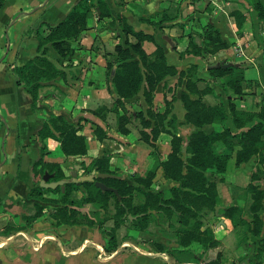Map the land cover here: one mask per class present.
I'll return each mask as SVG.
<instances>
[{"label": "crops", "instance_id": "crops-1", "mask_svg": "<svg viewBox=\"0 0 264 264\" xmlns=\"http://www.w3.org/2000/svg\"><path fill=\"white\" fill-rule=\"evenodd\" d=\"M79 1L2 0L0 6V264H207L215 260L217 254L220 264H251V254L264 238V198L260 236L252 235L247 226L251 220L252 199L246 186L250 174L259 166L256 156L236 164L235 152L231 153L223 178L219 179V173L214 178L219 194L217 209H200L187 224L182 223L175 210L172 213L167 210V214L152 209L146 228H138L125 220L116 229L117 246L112 250L105 247L106 232L113 226L112 218H107L102 226L54 224L49 213L56 205L28 196L35 180L41 178L33 176L31 166L40 157L42 146L45 148L43 161L59 163L66 175L77 166V174L82 175V163L88 164L95 156H108L110 166L118 169H115L117 175L135 184L127 176L144 174L153 166L154 158L150 154L153 147L141 138V131L149 133L150 127L143 128L139 118L132 113L133 109L145 112L142 90L135 97L124 100L129 116L127 134L115 130L114 112H107L104 119L90 112L103 105L111 108L116 98L106 62L111 58L115 44L123 39L115 19L118 14L123 15L135 30L152 34L155 42L163 47L168 63L178 71L191 64L198 66L197 75L201 80L197 86L209 85L213 89L212 93L203 96L206 104L226 103L232 99L239 108L258 110L264 103V21L257 17L250 0H105L111 16L104 17L98 13L97 0H88L93 3L92 15L87 20V29L72 41L74 52L60 57L47 44L48 58L63 71L64 77H56L40 87L38 108L34 109L30 96L15 83L13 68L26 63L38 52L34 30L41 24L56 25ZM233 11L244 15L241 26H237ZM153 15L154 21L165 16L159 31L142 21ZM207 22L219 30L228 46L205 57L179 56L187 46L188 36L200 43V34ZM143 48L151 53L155 43L144 41ZM222 63L241 67L245 79L251 80L249 86L244 84V95L236 96L230 90H224L221 87L224 78L209 76L207 69ZM248 66L254 70L248 71ZM184 85L185 79L178 83L177 74L167 76L157 85L153 98V110L163 112L164 99L170 100L174 96L167 118L173 117L175 127L167 128L181 136L183 146L194 129L184 123L185 110L180 99ZM51 113L82 126L81 133L88 142L87 154L65 156L59 141L52 137L41 142L38 129ZM110 114L115 116L114 123ZM93 124L99 125L107 138L97 140ZM225 125L235 130L230 115ZM203 128L221 130L223 125L212 123ZM170 139L169 132H161L153 143L161 160L170 150ZM219 151L228 152L223 146ZM257 183L264 185V173ZM176 184L165 179L158 168L151 188L155 192L162 191L163 198H170L169 189ZM80 196L77 191L75 197ZM112 201L107 209L110 215L114 213ZM35 202L43 206L42 215L28 223L25 216L32 214ZM231 205L239 208L236 225L224 216V210ZM79 210L94 219L97 213L99 217L104 215L96 203H88ZM128 218L135 217L128 215ZM186 228L194 230L199 239L203 238L204 230L210 229L217 245L210 246L201 239L189 240L184 231ZM262 259L264 262V250Z\"/></svg>", "mask_w": 264, "mask_h": 264}, {"label": "trees", "instance_id": "trees-1", "mask_svg": "<svg viewBox=\"0 0 264 264\" xmlns=\"http://www.w3.org/2000/svg\"><path fill=\"white\" fill-rule=\"evenodd\" d=\"M253 9L259 19L264 21V1L250 0ZM2 0H0V6ZM96 6L100 17L111 16L110 9L105 0H97ZM93 3L88 0H80L75 4L67 15L56 25H40L34 30L38 41V52L26 63L14 66L15 83L20 86L31 99V106L37 109L39 101L38 91L45 82L56 77H64L55 63L48 58L47 44L60 57H67L74 52L72 41L87 29V20L92 15ZM237 26H241L244 15L239 11H233ZM142 18V21L153 25L155 31L162 29V22L165 16H161L158 21ZM123 39L115 44L111 58L106 62L107 75L113 70L111 84L116 93V98L111 108L100 106L90 110L93 114L103 117L107 112L116 114L115 130L120 134H127L129 129L127 123V109L124 100L135 97L142 90L146 104L145 112L137 111L135 114L139 118L142 127H150V132L141 131V138L145 140L153 150L150 152L154 158L153 166L144 174H129L127 177L135 184L129 183L126 179L116 177L99 178L106 186L115 188L120 196L112 191H101L92 181H84L80 184L67 182L63 190L56 188H43L39 181H35L28 192L29 197L36 200L55 204L56 207L50 210V217L54 224H97L102 226L107 218H112L113 226L106 232V249L112 250L117 246L115 231L128 220L138 228H146L149 224L150 210H163L168 214L177 211L182 223L187 224L190 217L197 216V211L203 208L214 210L219 203V194L214 178L209 174H222L226 170L228 159L231 153L235 152V162L240 164L248 161L252 156L257 157L259 166L255 172L250 174V181L246 186L251 195V220L247 224L252 235L259 237L263 225L260 211L263 207L264 185L257 183L260 175L264 173V103L258 110H247L239 108L235 101L228 99L215 105L206 104L203 96L212 93L213 89L207 85L199 88L197 82L201 78L197 75L196 64L189 65L185 70L178 71L177 68L168 63L164 49L155 42L154 36L142 30H135L128 24L123 15H116ZM201 41L197 43L194 38L188 36L185 50L179 52V56L193 54L205 57L215 54L228 46L222 39L219 30L211 23H205L200 34ZM132 38L133 40H130ZM144 41L155 43V49L147 53L143 48ZM212 79L224 78L221 87L230 90L234 95L241 96L246 92L245 87L251 84V80L245 79L243 70L238 66L214 67L207 69ZM178 75V83L185 79L184 90L180 93V99L185 110L184 123L194 126V129L187 136L186 144L183 146V139L175 132H171L167 126L175 127L173 117L167 118L171 111V99H164L165 109L163 112L153 110L154 91L157 85L167 76ZM230 115L235 130L225 125ZM212 123L223 125L221 130H205L203 127ZM82 126L78 123L70 122L61 115L49 114L38 129L41 140L52 137L59 141L61 151L65 156H81L88 152V142L86 136L81 133ZM93 131L96 139L101 141L107 138L105 131L97 124H93ZM161 132L171 134L170 150L165 159L161 160L156 147L153 144ZM227 148L228 152H221L220 147ZM45 153L44 146L41 147L40 157L32 164L31 172L34 177L40 178L44 172L53 173L50 180L70 178L66 175L59 163L43 161ZM83 173L89 174L92 170L100 173L116 175L117 172L110 166L109 157L95 156L88 164L82 163ZM158 168H161L163 177L177 182L170 187V198H163L162 191H153L151 188L153 178ZM214 175V176H215ZM80 192V197H75L76 192ZM139 196L141 200L135 203V198ZM110 200L114 202V213L108 214L107 209ZM88 203H96L103 211L104 215L96 219L79 210ZM43 206L38 202L34 204V212L25 219L28 223L33 222L42 215ZM168 210V211H167ZM239 208L231 205L224 210V216L231 219L233 225L238 223L237 214ZM128 215L135 218L130 219ZM196 224V223H195ZM198 224V223H197ZM188 239H199L194 230L186 228L184 230ZM202 242L210 246L217 245L213 239L210 229L203 231ZM264 250V238L259 240L257 248L252 252L251 264H264L262 253ZM219 254L217 258L207 264H220Z\"/></svg>", "mask_w": 264, "mask_h": 264}, {"label": "water", "instance_id": "water-1", "mask_svg": "<svg viewBox=\"0 0 264 264\" xmlns=\"http://www.w3.org/2000/svg\"><path fill=\"white\" fill-rule=\"evenodd\" d=\"M228 67L229 64H216L211 66V68L214 67ZM113 75V70L111 72ZM79 169V166H77L71 173H70V178H62L59 180H50L53 177V173L49 172H44L43 175L41 176L39 180V185L43 188H56L59 186L61 189L64 188L65 184L67 182H74L76 184H80L84 181H92L94 182L95 186L101 189V191H112L114 192L118 199H120V196L118 195V192L115 188L106 186L103 182L99 180V178H104V177H116V178H121L119 175H113V174H108V173H98L95 170H92L89 174H82L78 175L77 170ZM122 179V178H121ZM80 188L83 189V185L80 184ZM218 206H215V209H217Z\"/></svg>", "mask_w": 264, "mask_h": 264}, {"label": "rangeland", "instance_id": "rangeland-1", "mask_svg": "<svg viewBox=\"0 0 264 264\" xmlns=\"http://www.w3.org/2000/svg\"><path fill=\"white\" fill-rule=\"evenodd\" d=\"M249 70H254L253 69V67H251V66H248V71ZM248 75H251V73L249 72L248 73ZM140 109H138V110H135V109H133L132 110V113H136L137 111H139ZM134 117V116H133ZM110 119H111V121L114 123L115 122V116L113 115V114H110ZM110 121V122H111ZM137 122V121H136ZM131 138H133V136H131ZM162 141H164V139H162ZM112 168H114L113 166H112ZM116 169V168H115ZM117 171H118V169H116ZM117 175V174H116ZM215 175V174H214ZM214 175H212V174H209V177L210 178H215L216 176H214ZM35 181H37L38 182V179L37 180H35ZM63 190V189H62ZM141 200V197H139V196H137L136 198H135V203H138L139 201ZM31 212L33 213L34 212V208L31 210Z\"/></svg>", "mask_w": 264, "mask_h": 264}, {"label": "built area", "instance_id": "built-area-1", "mask_svg": "<svg viewBox=\"0 0 264 264\" xmlns=\"http://www.w3.org/2000/svg\"><path fill=\"white\" fill-rule=\"evenodd\" d=\"M187 264H201L200 262H190V263H187Z\"/></svg>", "mask_w": 264, "mask_h": 264}]
</instances>
